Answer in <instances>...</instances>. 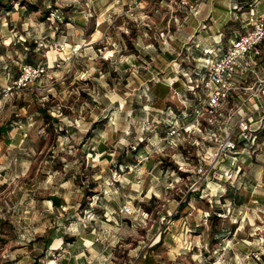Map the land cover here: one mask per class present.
Wrapping results in <instances>:
<instances>
[{
  "label": "rangeland",
  "instance_id": "rangeland-1",
  "mask_svg": "<svg viewBox=\"0 0 264 264\" xmlns=\"http://www.w3.org/2000/svg\"><path fill=\"white\" fill-rule=\"evenodd\" d=\"M10 2L0 7V264H264V134L224 175L199 169L216 144L182 131L204 97L188 91L204 56L187 18L223 12L229 29L213 39L228 47L264 1ZM25 40L41 50L39 76L25 72Z\"/></svg>",
  "mask_w": 264,
  "mask_h": 264
},
{
  "label": "built area",
  "instance_id": "built-area-1",
  "mask_svg": "<svg viewBox=\"0 0 264 264\" xmlns=\"http://www.w3.org/2000/svg\"><path fill=\"white\" fill-rule=\"evenodd\" d=\"M247 25L250 27L245 26L221 55L207 50V56L202 58L200 66L197 65L191 75L184 73L186 78L189 77V83H193L188 91L194 94L196 89H201L204 97L192 106L191 121L182 131L186 134L203 132L208 140L216 144V154L212 158L214 163L208 161V156L199 159L200 171L203 164L208 163V173L216 167L222 170L224 175L230 171L238 172V154L246 151L245 148H240L239 142L252 140L254 143L253 128L263 123L253 118L264 110V106L255 107L253 112L248 114L244 109L247 101L242 99L229 107L233 98H239L241 94L248 93L255 99H264V77L260 72L261 46L264 45V12L259 15L252 13ZM25 72L39 76L44 72V68H33L30 65L25 67ZM16 84L18 82L3 87L4 94H9ZM226 110L227 117L224 116ZM182 113L185 114L184 111ZM221 117L225 119L222 122L219 121ZM179 131L173 128L169 136L180 139L183 135ZM227 160L232 163L228 168L223 164ZM123 209L128 213L131 211V207L127 205H124Z\"/></svg>",
  "mask_w": 264,
  "mask_h": 264
},
{
  "label": "crops",
  "instance_id": "crops-1",
  "mask_svg": "<svg viewBox=\"0 0 264 264\" xmlns=\"http://www.w3.org/2000/svg\"><path fill=\"white\" fill-rule=\"evenodd\" d=\"M263 2L264 0H257V1H250V6L256 4L257 2ZM222 5V10L223 12L227 13L229 12V8H230V3H227L225 1L220 2ZM204 4V3H203ZM256 8V7H255ZM223 12L220 15L216 16V13L213 12V10L210 12L209 15H206L209 17V21H207V23H204V17L201 18L198 15H191L187 18L186 22H185V26L184 29L188 32V38L191 39L192 44H197L200 43L199 45V49H197L200 53L203 54L204 57H206L205 55V51H214L216 55H221L227 47H223L222 44H220V42L218 43V41H214V37L217 36V34L219 33V36L222 37L223 35V31L226 29H229V23L231 22L230 19L227 17V15H224ZM251 11H248V14L251 15L252 13H250ZM262 12H264V9L261 12H257V10H254V14H261ZM200 14V13H199ZM243 15H245V12L241 13V17H243ZM242 21V20H241ZM219 25V29H217L216 27ZM205 27V28H204ZM245 27V26H244ZM243 27V28H244ZM222 30V31H221ZM243 30V29H242ZM234 32V31H233ZM230 32V33H233ZM219 37V38H220ZM209 38V39H207ZM217 40H218V36H217ZM220 46V49H219ZM262 49V57H261V74L264 77V45L261 46ZM196 53V52H195ZM202 57V58H204ZM178 78H176L175 81H177ZM242 99H246V105L244 107V109H250V112H253L255 107H263L262 103H263V99H255L254 97H251L248 93L246 94H241L239 97V101ZM257 105V106H256ZM246 112V111H245ZM256 115V114H255Z\"/></svg>",
  "mask_w": 264,
  "mask_h": 264
},
{
  "label": "trees",
  "instance_id": "trees-1",
  "mask_svg": "<svg viewBox=\"0 0 264 264\" xmlns=\"http://www.w3.org/2000/svg\"><path fill=\"white\" fill-rule=\"evenodd\" d=\"M250 1L252 2L253 0H250ZM254 1H257V0H254ZM0 7L5 8L6 10L9 11V10L12 9L13 6H12V3L10 2V0H0ZM48 17H49V15H48V12H47L45 16L41 17V19L45 20ZM25 42L27 43L26 47H27V51H28L27 55H26V60L31 65V64H34L32 58H31V55L36 56L37 54L41 53V50L37 48V45H36L35 42H28L27 40H25ZM41 112H42L43 116L46 117L47 119H50L52 121H57L54 118H52L49 114H46L43 110H41ZM258 120L263 121V123L259 124L258 126L255 125V127L253 128L254 143H252V140H243V141L239 142L240 148H245L246 149V154H244V156H243L242 153L238 154V159L242 158V160H240L241 162L246 161L250 157L251 151H254V147L257 144V139L259 137V134L261 132H262V135L264 134V111H263V114L261 115L260 119H258ZM119 162H121V160H119ZM52 202L55 203L54 200H52ZM72 241H74V239ZM47 242L49 243V240Z\"/></svg>",
  "mask_w": 264,
  "mask_h": 264
},
{
  "label": "bare ground",
  "instance_id": "bare-ground-1",
  "mask_svg": "<svg viewBox=\"0 0 264 264\" xmlns=\"http://www.w3.org/2000/svg\"><path fill=\"white\" fill-rule=\"evenodd\" d=\"M50 54H51V52L49 51V52H48V55L50 56ZM111 54H112L111 52H108V55H111ZM51 59H52V58L50 57V61H51Z\"/></svg>",
  "mask_w": 264,
  "mask_h": 264
}]
</instances>
